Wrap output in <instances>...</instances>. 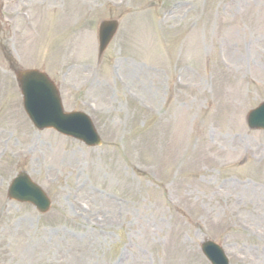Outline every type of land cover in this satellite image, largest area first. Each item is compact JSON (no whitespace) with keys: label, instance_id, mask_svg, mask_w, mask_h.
Listing matches in <instances>:
<instances>
[{"label":"rangeland","instance_id":"obj_1","mask_svg":"<svg viewBox=\"0 0 264 264\" xmlns=\"http://www.w3.org/2000/svg\"><path fill=\"white\" fill-rule=\"evenodd\" d=\"M15 66L46 71L104 144L36 129ZM263 100L264 0H0V264H210L206 238L264 264V131L246 121ZM22 170L48 213L8 199Z\"/></svg>","mask_w":264,"mask_h":264},{"label":"water","instance_id":"obj_2","mask_svg":"<svg viewBox=\"0 0 264 264\" xmlns=\"http://www.w3.org/2000/svg\"><path fill=\"white\" fill-rule=\"evenodd\" d=\"M117 20H104L100 24V52L103 53L118 29ZM25 100V109L39 128L55 127L70 135L78 136L89 144L100 143L90 120L80 113H65L55 86L43 73L34 70L20 71ZM251 128H264V104L250 112ZM9 195L21 201H32L41 211L49 208L50 201L45 193L25 174H20L10 188ZM203 250L213 264H227L223 250L216 244L206 241Z\"/></svg>","mask_w":264,"mask_h":264},{"label":"bare ground","instance_id":"obj_3","mask_svg":"<svg viewBox=\"0 0 264 264\" xmlns=\"http://www.w3.org/2000/svg\"><path fill=\"white\" fill-rule=\"evenodd\" d=\"M64 159H65V162H67L68 164H70V159H69L68 156H65Z\"/></svg>","mask_w":264,"mask_h":264}]
</instances>
